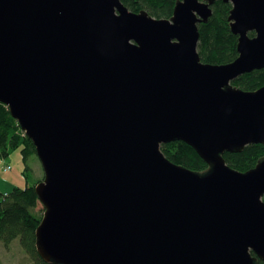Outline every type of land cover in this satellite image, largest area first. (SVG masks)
I'll use <instances>...</instances> for the list:
<instances>
[{
	"label": "water",
	"instance_id": "water-1",
	"mask_svg": "<svg viewBox=\"0 0 264 264\" xmlns=\"http://www.w3.org/2000/svg\"><path fill=\"white\" fill-rule=\"evenodd\" d=\"M215 1L156 18L122 0H0V102L43 167L45 262L264 261V157L246 171L224 157L264 145V85L232 83L264 68V0H224L238 56L223 64L198 50ZM177 140L208 168L170 160Z\"/></svg>",
	"mask_w": 264,
	"mask_h": 264
},
{
	"label": "trees",
	"instance_id": "trees-1",
	"mask_svg": "<svg viewBox=\"0 0 264 264\" xmlns=\"http://www.w3.org/2000/svg\"><path fill=\"white\" fill-rule=\"evenodd\" d=\"M122 2L134 12L147 10L156 18H171L177 0H122ZM231 8L230 2L217 0L212 7L213 14L209 21L198 24L200 31L198 50L204 62L223 64L233 61L238 56V36L231 31L228 20ZM250 35L253 36L255 33L251 32ZM232 83L244 90H256L264 85V68L243 74ZM19 148L27 178V171L30 170L29 158L36 154L35 146L12 116L9 108L0 102V155L6 157L12 150ZM162 150L177 164L196 171L208 168V164L196 150L184 141L162 144ZM224 157L233 168L246 171L264 157V145L250 144L241 152H226ZM35 187L28 184L25 187L14 185L9 192L0 191V240L9 245L19 238L20 245L31 257L32 264H51L40 257L36 248L35 232L43 213L37 210L40 201ZM258 264H264V261L259 260Z\"/></svg>",
	"mask_w": 264,
	"mask_h": 264
},
{
	"label": "rangeland",
	"instance_id": "rangeland-1",
	"mask_svg": "<svg viewBox=\"0 0 264 264\" xmlns=\"http://www.w3.org/2000/svg\"><path fill=\"white\" fill-rule=\"evenodd\" d=\"M30 170L27 171V178L25 172V164L21 148L12 150L11 153L4 157L0 155V180H5L12 185L25 187L28 185H37L43 180L44 171L42 164L36 154L29 158ZM3 165H11L12 169L6 171L2 169ZM44 207L39 202L37 210L43 213ZM0 261L2 264H32L31 257L24 251L20 245L19 238L13 240L9 245H5L0 240Z\"/></svg>",
	"mask_w": 264,
	"mask_h": 264
},
{
	"label": "crops",
	"instance_id": "crops-1",
	"mask_svg": "<svg viewBox=\"0 0 264 264\" xmlns=\"http://www.w3.org/2000/svg\"><path fill=\"white\" fill-rule=\"evenodd\" d=\"M14 185L10 184L5 180H0V191L1 192H9L13 188Z\"/></svg>",
	"mask_w": 264,
	"mask_h": 264
},
{
	"label": "built area",
	"instance_id": "built-area-1",
	"mask_svg": "<svg viewBox=\"0 0 264 264\" xmlns=\"http://www.w3.org/2000/svg\"><path fill=\"white\" fill-rule=\"evenodd\" d=\"M2 169H5L6 171H9V170L12 169V166L11 165H3Z\"/></svg>",
	"mask_w": 264,
	"mask_h": 264
},
{
	"label": "flooded vegetation",
	"instance_id": "flooded-vegetation-1",
	"mask_svg": "<svg viewBox=\"0 0 264 264\" xmlns=\"http://www.w3.org/2000/svg\"><path fill=\"white\" fill-rule=\"evenodd\" d=\"M216 1H217V0H216ZM216 1H215V3H216ZM215 3H214V4H215ZM214 4H213V5H214ZM213 5H212V7H213ZM202 23H203V22H202ZM250 33H251V32H250Z\"/></svg>",
	"mask_w": 264,
	"mask_h": 264
}]
</instances>
